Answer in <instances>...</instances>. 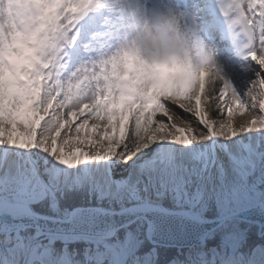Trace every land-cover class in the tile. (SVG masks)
Listing matches in <instances>:
<instances>
[{
	"label": "snow or ice",
	"instance_id": "6c2138e0",
	"mask_svg": "<svg viewBox=\"0 0 264 264\" xmlns=\"http://www.w3.org/2000/svg\"><path fill=\"white\" fill-rule=\"evenodd\" d=\"M142 2L181 13L198 64L121 51L133 0H0V264H248L264 0ZM81 182L114 207L62 203Z\"/></svg>",
	"mask_w": 264,
	"mask_h": 264
},
{
	"label": "clouds",
	"instance_id": "9594fccd",
	"mask_svg": "<svg viewBox=\"0 0 264 264\" xmlns=\"http://www.w3.org/2000/svg\"><path fill=\"white\" fill-rule=\"evenodd\" d=\"M114 2L118 6L121 0ZM133 3L136 7L129 10L125 17L130 31L120 38L121 51L134 49L145 57L156 56L161 61L177 58L183 63L174 60L173 68L183 71L199 63L200 50L185 30L183 16L178 10L169 12L145 7L142 0H133ZM9 7L13 6L2 5L5 10Z\"/></svg>",
	"mask_w": 264,
	"mask_h": 264
},
{
	"label": "rangeland",
	"instance_id": "374dc122",
	"mask_svg": "<svg viewBox=\"0 0 264 264\" xmlns=\"http://www.w3.org/2000/svg\"><path fill=\"white\" fill-rule=\"evenodd\" d=\"M24 118H26V117H24ZM116 121L114 120V123H115ZM90 186L92 187V188H94V191H95V193L96 194H101V195H103V196H106L107 197V199H105V200H103V201H105V202H108L109 201V199H108V195H107V189L105 188V186H103V185H91L90 184ZM257 258H258V264L259 263H261L262 261H263V259H264V255L262 254V253H259L258 255H256L254 258H253V263L254 264H256V262H257Z\"/></svg>",
	"mask_w": 264,
	"mask_h": 264
},
{
	"label": "trees",
	"instance_id": "16d2710c",
	"mask_svg": "<svg viewBox=\"0 0 264 264\" xmlns=\"http://www.w3.org/2000/svg\"><path fill=\"white\" fill-rule=\"evenodd\" d=\"M75 195H76L75 197H77V200H79V202L81 201V202H84V203H90L91 201L90 200H84L83 196H96V197H99V195H97L94 192V190L91 189V188L90 189L80 188L79 189V193L77 192ZM98 201H100V200H96V198H94V199L92 198V202H98Z\"/></svg>",
	"mask_w": 264,
	"mask_h": 264
},
{
	"label": "water",
	"instance_id": "95a60500",
	"mask_svg": "<svg viewBox=\"0 0 264 264\" xmlns=\"http://www.w3.org/2000/svg\"><path fill=\"white\" fill-rule=\"evenodd\" d=\"M254 214L253 213H250V216L252 217Z\"/></svg>",
	"mask_w": 264,
	"mask_h": 264
}]
</instances>
